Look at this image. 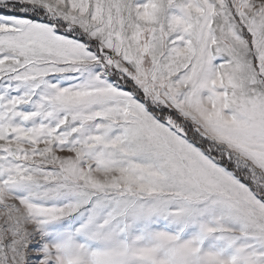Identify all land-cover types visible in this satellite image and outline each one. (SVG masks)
<instances>
[{"label":"snow or ice","instance_id":"1","mask_svg":"<svg viewBox=\"0 0 264 264\" xmlns=\"http://www.w3.org/2000/svg\"><path fill=\"white\" fill-rule=\"evenodd\" d=\"M0 264H264V0H0Z\"/></svg>","mask_w":264,"mask_h":264}]
</instances>
